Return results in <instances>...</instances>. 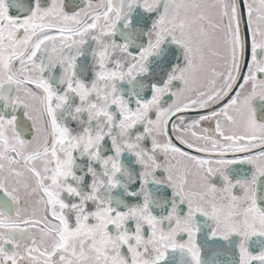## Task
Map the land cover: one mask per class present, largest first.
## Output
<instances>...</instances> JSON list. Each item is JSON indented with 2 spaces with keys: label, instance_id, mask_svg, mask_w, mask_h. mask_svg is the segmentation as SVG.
<instances>
[{
  "label": "snow or ice",
  "instance_id": "obj_1",
  "mask_svg": "<svg viewBox=\"0 0 264 264\" xmlns=\"http://www.w3.org/2000/svg\"><path fill=\"white\" fill-rule=\"evenodd\" d=\"M19 7L0 264H264V0Z\"/></svg>",
  "mask_w": 264,
  "mask_h": 264
},
{
  "label": "flooded vegetation",
  "instance_id": "obj_2",
  "mask_svg": "<svg viewBox=\"0 0 264 264\" xmlns=\"http://www.w3.org/2000/svg\"><path fill=\"white\" fill-rule=\"evenodd\" d=\"M68 4H72L73 0H66ZM78 2V0H76ZM20 7L19 8H13L11 10L13 15L23 14L26 10L28 4L30 3V0H19ZM244 71H246V67L244 68ZM226 102V101H225ZM191 115H195V113H192ZM207 126V125H206ZM222 261H224V264H228V262L232 259L230 255H223L220 257Z\"/></svg>",
  "mask_w": 264,
  "mask_h": 264
}]
</instances>
